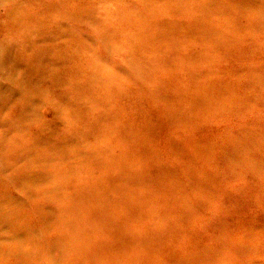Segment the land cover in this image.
I'll use <instances>...</instances> for the list:
<instances>
[{
    "label": "rangeland",
    "instance_id": "374dc122",
    "mask_svg": "<svg viewBox=\"0 0 264 264\" xmlns=\"http://www.w3.org/2000/svg\"><path fill=\"white\" fill-rule=\"evenodd\" d=\"M65 1L66 13H59L56 0L52 5L40 2V15L31 14L33 2L14 1L13 12L5 19L15 49L31 43V55L56 73L50 92L57 99L51 104L65 109L57 112L70 126L61 136L48 118H37L33 112L11 116L9 109H2L12 122L0 116V264H115L107 247L113 245L111 234L118 243L126 241L116 234H131L137 254L129 255L141 263V249L159 251L151 255L167 251L163 240L153 237L156 225L149 224L144 213L141 220L131 219L135 223L122 228V212H115L119 223L107 215L103 219L88 201L98 200L103 209L121 205L124 211L127 205L139 215L141 203H125L123 198L149 194L153 187L138 183L127 168L122 173L98 161L99 154H107L98 149L102 136L123 134L126 141L142 143V156L160 168L164 162L176 184L181 181L177 176L185 178L182 163L196 178L210 183L219 179L217 166L227 162L237 166L244 161L243 153L251 156L245 163H264V0ZM44 33L50 42H42ZM64 85L68 97L61 95ZM75 90L80 100L75 99ZM170 106L172 121L179 127L173 128L171 140L157 141L163 153L159 161L134 122L147 113L171 115ZM216 117L234 119L213 137L212 129L202 128L206 120L215 122L208 127L219 126ZM150 121L157 122L153 117ZM245 125L249 128L240 127ZM244 138L250 143L232 148ZM90 151L93 156L88 158ZM184 187L182 193L177 189L176 202L190 210L188 217L194 221L198 203L206 198L211 204L215 199L193 194L187 183ZM252 187L235 186V192L257 194L251 193ZM42 189L47 195L41 194ZM256 206L253 203L252 210ZM137 236L148 239L147 246ZM114 246V256L125 262L122 250ZM191 253L182 255L185 261L201 259L198 264H206L202 259L207 254L201 258Z\"/></svg>",
    "mask_w": 264,
    "mask_h": 264
},
{
    "label": "bare ground",
    "instance_id": "6f19581e",
    "mask_svg": "<svg viewBox=\"0 0 264 264\" xmlns=\"http://www.w3.org/2000/svg\"><path fill=\"white\" fill-rule=\"evenodd\" d=\"M14 1L33 2L35 10L31 14L39 12V15L41 14L43 3L48 2L52 5L58 2L59 8L57 10L59 13H66V10L63 8L66 6L65 0H56V2L55 0H0V37H3L0 43V51L2 52L0 56V116L2 119L8 118L1 112L2 109H9L11 111V116L15 115L18 117L33 112V115L37 118H48L46 120L53 122L56 133L61 136H66L67 127L70 125L65 123L61 113L57 112L64 111L65 109H58L56 105L51 104L57 99V97L53 99V92H50L51 88L54 86L52 80L53 74L56 73L51 71V69L45 68L38 58L31 55L28 48L29 45L31 46V43L26 42L21 48L15 49L13 45L14 42L11 41L10 28L9 25H6L5 19H9L13 12ZM40 2L43 3L40 4ZM61 8H63V10ZM75 21L81 22L80 18H76ZM37 27L40 26L38 25ZM44 35L46 39H42V42H44V40L50 42L46 33H44ZM35 37L37 36L34 35V38ZM34 48L37 50L40 49L38 46ZM40 64H42L43 67L39 68L38 66ZM48 64L50 65V63ZM40 69L44 70V72ZM46 78H48L49 81ZM27 80H33V82L27 83ZM42 82H44L45 87H42ZM67 87L68 85H64L65 91L61 94L62 96L68 97ZM80 95V92L75 90V99L80 100ZM59 97L66 99L65 97ZM154 108L159 111L157 105H154ZM170 109L171 115L154 114L152 117L157 121L156 123L150 121L152 117L149 113L143 117L140 116V121L134 122L139 127L140 133L143 134L144 142L150 144L149 152L156 155L159 161L163 153L157 141L166 142L168 139L171 140V136L174 134L172 133L173 128L176 129V126L179 127L178 122L175 124L173 123L174 111L171 106ZM48 112L50 114L49 116L47 115ZM96 118L98 119L97 116ZM8 119L9 122H12L10 118ZM216 119L221 121L220 125L216 121V124L219 126L212 128L208 127L214 125L215 122L211 123L210 120H206L207 123L203 125L204 128H202L204 131L206 129L207 131L212 129L214 131L213 137H217L219 133H223V130L226 131V129H223V125L226 124V127L233 125L232 119H234V117L228 120H220L218 117H216ZM167 126L168 132L166 133ZM159 127H161L162 131H158ZM240 127L248 129L249 125ZM234 134L238 133L235 132ZM102 139L103 142L98 146V149L102 151L105 150L107 154L105 156L99 154L97 158L98 161L112 167V169H118L122 173L127 168L137 176L138 183L144 186H152L153 188L150 190L149 194H144L139 197L130 194L128 198L126 195L123 198L125 203L128 201H131L133 205L141 203V205L138 206L140 216L133 212L127 205H124V211L121 205L107 207L106 209L100 208V206L104 204L98 206L96 203L99 201L96 199H92V202L88 201L91 209L96 210L103 219L104 216L107 215L116 223L119 222L116 221L118 215L115 214V212L118 214L122 212V220L119 223V226L122 228H125L126 224L135 223L139 218L141 220V216L145 213L149 219V224L156 225L154 228H157L155 231H158L157 234H153L154 236H152H158V238L163 240L162 247H164V244L168 246L166 248L167 251L160 250V255H151V253H159V251L148 253L147 249H141L139 254L142 256L141 261L144 262L138 263V258L136 259L135 256L129 255L130 252L137 254L133 248V241L130 238L131 234L118 235L114 232L119 237L123 235L122 239L126 241V243H118V240H115L118 239V237L113 234L109 236V238H114L109 239L113 245H107V247L111 252V256L115 257V264H182V262L187 259V257L182 255L189 250L192 252L191 254H198L201 258L204 254H207V259L206 257L202 259L206 260L202 261L206 264H264L263 162L245 163V161L251 159V156L247 153H245V156L243 153L241 156L244 160L242 161L243 163L236 166L227 162L221 167L217 166L214 171L219 179H213L212 183L206 182L205 179L196 178L197 176L190 171L188 166L182 163L185 173H180L185 176V178L177 176L181 181L176 184V181L171 178L172 176L168 173L169 169H164V162L160 163L162 166L160 168L156 166L157 164H155L152 159L146 158V161L145 157H143L144 153L141 148L142 143L134 144L126 141V137L123 134L114 137L104 133ZM249 143L250 141L244 138L237 144H232V148H236L235 145H246ZM80 153L85 155L83 149L80 150ZM260 155L263 156L259 153V159ZM92 156V152L90 151L87 157L91 158ZM253 160L256 161V159ZM253 177L256 179V182L252 180ZM170 183H175L177 186L173 187ZM186 183L189 184L190 191L192 190L193 194L197 193L212 200L215 199L214 203L209 202L211 204H208V200L203 197V202L198 203L197 208L199 207V209H193L196 212L194 221H191L188 217L190 210H188L186 206L176 202V196H178L176 192L182 193V188H185L184 184ZM248 185L253 186L250 189L251 193H258L255 195H246L247 193L243 192L238 194L240 192L238 190L235 192V186H244L245 189L248 190ZM99 186L103 188V184ZM211 186L214 195L210 191L209 187ZM170 191L174 193V196ZM41 194L45 196L47 195V191L42 189ZM111 202L117 203L118 201L114 200ZM253 203L257 205L255 210H252ZM83 207L84 201L82 208ZM111 220L107 221L111 222ZM172 221H174L173 224ZM88 223H90L92 227H95L91 222ZM166 225L169 226L168 230L160 232V228ZM193 226H196V228L193 229ZM67 233L70 236L68 228ZM106 233H108V231ZM87 234V232H84V237H87ZM176 237H178L179 240ZM73 239L74 237L71 236V240ZM137 241L147 246L146 242H148V239L145 240V238L142 239L137 236ZM116 244L120 246V248L115 247L114 245ZM113 246L122 250L123 254L121 255L123 258L126 257L125 262H121L114 256L117 250H114ZM148 246L149 250H154L153 245ZM213 246L215 249H213ZM181 248L184 249L182 252L180 250ZM204 251H206V253H204ZM218 252L221 255L220 259H217ZM200 260L201 259L197 262L196 260L193 261L189 259V261H185V264H198Z\"/></svg>",
    "mask_w": 264,
    "mask_h": 264
}]
</instances>
